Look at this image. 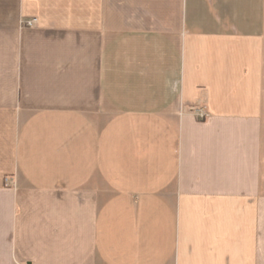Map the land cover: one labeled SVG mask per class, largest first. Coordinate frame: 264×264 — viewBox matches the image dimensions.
Listing matches in <instances>:
<instances>
[{
	"label": "crops",
	"instance_id": "0c3cea01",
	"mask_svg": "<svg viewBox=\"0 0 264 264\" xmlns=\"http://www.w3.org/2000/svg\"><path fill=\"white\" fill-rule=\"evenodd\" d=\"M0 264H264V0H0Z\"/></svg>",
	"mask_w": 264,
	"mask_h": 264
},
{
	"label": "built area",
	"instance_id": "2783aa9c",
	"mask_svg": "<svg viewBox=\"0 0 264 264\" xmlns=\"http://www.w3.org/2000/svg\"><path fill=\"white\" fill-rule=\"evenodd\" d=\"M36 22H37V20L32 19V20H30V21L23 22V25H25V26H27V27H31V26L35 25ZM201 117H203V116H201Z\"/></svg>",
	"mask_w": 264,
	"mask_h": 264
},
{
	"label": "rangeland",
	"instance_id": "374dc122",
	"mask_svg": "<svg viewBox=\"0 0 264 264\" xmlns=\"http://www.w3.org/2000/svg\"><path fill=\"white\" fill-rule=\"evenodd\" d=\"M199 116H200V118H201V116L205 117V114L201 112V114Z\"/></svg>",
	"mask_w": 264,
	"mask_h": 264
}]
</instances>
